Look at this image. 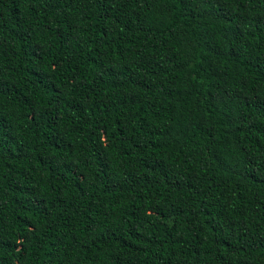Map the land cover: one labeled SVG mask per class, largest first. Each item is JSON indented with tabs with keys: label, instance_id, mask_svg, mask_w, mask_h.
<instances>
[{
	"label": "trees",
	"instance_id": "obj_1",
	"mask_svg": "<svg viewBox=\"0 0 264 264\" xmlns=\"http://www.w3.org/2000/svg\"><path fill=\"white\" fill-rule=\"evenodd\" d=\"M0 264H264V0H0Z\"/></svg>",
	"mask_w": 264,
	"mask_h": 264
}]
</instances>
